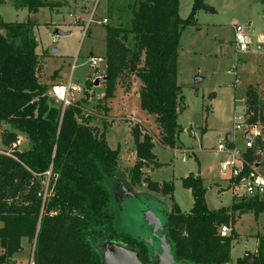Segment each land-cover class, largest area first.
<instances>
[{"label":"trees","instance_id":"obj_1","mask_svg":"<svg viewBox=\"0 0 264 264\" xmlns=\"http://www.w3.org/2000/svg\"><path fill=\"white\" fill-rule=\"evenodd\" d=\"M5 2L0 0V5ZM56 2L14 0V5L34 15L43 8L55 9ZM205 8V0H195L190 16L183 20L179 0H135L129 5L130 20L125 25L113 23L115 11L111 10L110 22L104 25L108 80L98 111L92 113L87 112V91L65 109L51 97L53 80L60 78V72L55 71L50 82L42 80L35 24L30 20L7 23L0 16V122L13 130L3 136L9 148L0 151V264L23 251L24 239L35 244V264H101L110 243L136 251L144 264H154L145 242L117 226L111 189L124 194L120 152L108 145L110 125L105 123L99 130L92 125V115L108 113L106 103L114 99L119 81L132 76L141 82L142 109L156 117L159 142L175 148L183 131L178 115L185 110L183 87L177 83L181 35L187 27L196 26V16ZM246 116L250 124L264 125L259 96L252 87L246 92ZM132 133L137 159L132 169L134 182L146 183L150 191L173 198V183L142 180L141 170L156 158L154 136L142 134L139 126ZM21 135L30 148L13 150ZM246 159L256 161L254 152L248 150ZM182 183L192 193L193 208L184 213L175 205L164 227L175 262L230 264L232 237H222L220 229H233L236 213L264 214V198L237 200L234 196L230 208L211 211L200 176L190 174ZM237 264H264L263 241L256 256L239 259Z\"/></svg>","mask_w":264,"mask_h":264},{"label":"rangeland","instance_id":"obj_2","mask_svg":"<svg viewBox=\"0 0 264 264\" xmlns=\"http://www.w3.org/2000/svg\"><path fill=\"white\" fill-rule=\"evenodd\" d=\"M85 1L57 0L59 6L55 9L43 8L33 15L27 9H16L14 0H6L0 5V16L7 23L30 20L35 24L37 54L43 61L42 80L52 81L54 72L59 71L63 85L71 80L73 85L84 86L83 92L75 94L73 99L85 97L87 91L90 95L87 112L92 113L98 111L106 88L105 82L94 86L96 79L106 77L105 62L99 63L98 67H92L89 62L91 56H105L106 24L103 20L107 18L109 23V15L114 10L113 23L128 24V8L135 0H88L87 6ZM194 1L179 0V15L183 20L190 16ZM205 4L207 8L196 16V26L187 27L181 35L177 83L183 87L185 110L178 115L183 131L175 148L159 142L161 136L156 117L142 109L136 95L141 82L132 76L119 81L114 99L106 103L110 107L108 113L99 111L100 115H92V125L99 130L105 123L110 125L106 139L111 149L120 152L119 171L124 187L138 198L121 194L117 188L111 189L117 226L127 235L144 241L154 261L160 254V244L153 236V227L144 218L149 205L142 200L161 202L167 214L173 212L175 205L181 212L189 213L194 199L182 180L194 174L203 180L207 190L206 203L211 211L230 208L234 196L237 200L244 196L236 195L230 188L232 171L230 168L224 171L223 164L237 150L246 158L248 150H243L244 134L237 131L235 125L247 118L246 92L249 87L259 96L264 118V0H205ZM234 25L247 31L250 43L247 52H238L236 48ZM56 30L64 35H55ZM53 50L58 52L53 53ZM198 78H201L200 82H196ZM57 80H53L55 84ZM135 126H139L142 134L154 136L156 158L154 163L141 170L142 180L173 183V198L150 191L146 183L134 182L132 169L137 159L132 131ZM7 131L13 130L10 125L0 122V151L9 148L3 142ZM227 136L231 137L232 149L228 147ZM21 137L20 146L13 150L30 148L27 138ZM258 161L261 162L258 172L264 177V154ZM158 163L162 166L158 167ZM234 229L235 232L229 233L232 237L230 264H237L247 253L253 258L262 241L264 245V214L257 218L252 212L236 213ZM32 247L24 241L23 251L6 264H28Z\"/></svg>","mask_w":264,"mask_h":264},{"label":"built area","instance_id":"obj_3","mask_svg":"<svg viewBox=\"0 0 264 264\" xmlns=\"http://www.w3.org/2000/svg\"><path fill=\"white\" fill-rule=\"evenodd\" d=\"M108 20L104 19L103 24H107ZM235 39L234 43L238 52H247L250 48L248 41V34L244 27L234 25ZM89 62L92 67H98V64L105 62L102 57L91 56ZM81 86L73 85L71 80L67 85L55 84L50 90L52 97L67 108L74 103V95L81 92ZM237 131H242L245 138V149L254 152L256 161L249 162L239 150L232 154L230 160L226 161L224 171L228 168L232 171V179L230 181V188L236 192V195H241L248 198H264V177L258 172L260 162L258 158L264 154V126L260 123L250 124L248 118L241 123L235 125ZM21 139H19L13 148L20 146ZM225 149V148H224ZM50 176V172L47 173ZM232 229L228 226H223L220 229L222 237L230 236ZM31 255L28 264H35V244L31 248ZM249 257V253L245 255Z\"/></svg>","mask_w":264,"mask_h":264},{"label":"water","instance_id":"obj_4","mask_svg":"<svg viewBox=\"0 0 264 264\" xmlns=\"http://www.w3.org/2000/svg\"><path fill=\"white\" fill-rule=\"evenodd\" d=\"M55 35H64V33L56 30ZM53 53L58 52L53 50ZM108 76L98 78L94 82V86H99L100 83L106 82ZM201 78L196 79V82H200ZM140 97V94H138ZM230 140V136H227L226 141ZM125 195L136 198V195L131 191H128L123 187ZM148 203L147 209L144 211V218L146 219L148 225L153 227V236L159 241L160 244V254L157 256L154 264H174L175 260L172 255L171 247L164 234L165 221L167 216V209L165 206L153 199L142 200ZM146 244V243H145ZM147 245V244H146ZM253 261V259H252ZM101 264H144L138 258L136 251L128 249L126 247L116 245L113 243L107 244L105 246V252L103 253V261Z\"/></svg>","mask_w":264,"mask_h":264},{"label":"crops","instance_id":"obj_5","mask_svg":"<svg viewBox=\"0 0 264 264\" xmlns=\"http://www.w3.org/2000/svg\"><path fill=\"white\" fill-rule=\"evenodd\" d=\"M262 1V0H261ZM86 6L88 5V0H86L85 1V3H84ZM86 11V10H85ZM105 19H107V18H105ZM105 39H106V36H105ZM261 39H263V37H261ZM98 77H100V76H98ZM56 84H62V82H61V80H60V78L57 80V82H56ZM63 85V84H62ZM139 94V93H138ZM138 94H136L137 95V97H138ZM19 139H21V141H23V138L20 136V138ZM234 146V145H233ZM245 149V147H243V150ZM240 150H242V149H240ZM261 163V162H260ZM261 165V164H260ZM223 168H224V166H223ZM258 218V217H257ZM232 231L233 232H235V229H234V227H233V229H232ZM24 241H27V240H23V242H22V245H24ZM28 242V241H27ZM0 254H1V247H0ZM13 259V258H12Z\"/></svg>","mask_w":264,"mask_h":264}]
</instances>
